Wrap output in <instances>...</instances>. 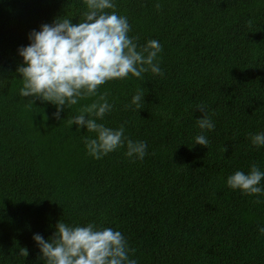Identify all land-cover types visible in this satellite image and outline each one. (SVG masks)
I'll return each instance as SVG.
<instances>
[{"label":"trees","instance_id":"1","mask_svg":"<svg viewBox=\"0 0 264 264\" xmlns=\"http://www.w3.org/2000/svg\"><path fill=\"white\" fill-rule=\"evenodd\" d=\"M115 2L139 46H163V75L110 80L56 119L51 102L19 95L18 48L57 17L80 22L86 4L0 0V264H46L33 234L52 238L60 220L121 231L138 264H264V195L226 183L254 163L264 171L248 135L264 131V0ZM103 93L113 109L98 122L146 141L143 160L126 148L95 159L84 137L96 133L70 125ZM200 104L215 123L208 147L194 144Z\"/></svg>","mask_w":264,"mask_h":264},{"label":"clouds","instance_id":"2","mask_svg":"<svg viewBox=\"0 0 264 264\" xmlns=\"http://www.w3.org/2000/svg\"><path fill=\"white\" fill-rule=\"evenodd\" d=\"M87 10L83 20L73 24L72 18L57 17L52 23L42 24L28 36L30 43L18 48L22 63L16 71L22 79L19 95L51 102L56 106L53 116L61 119L65 106L76 105L84 97L96 96L101 85L110 80L140 78L149 70L163 75L157 61L163 46L158 40L147 41L143 46L137 38L129 35L131 25L126 16L118 14L115 0H84ZM112 9L113 11H106ZM251 25L252 21H248ZM144 94L138 91L132 96L131 105L141 108ZM203 113L196 122L201 129L194 144L208 147L210 141L204 134L213 131L215 123L207 115L203 104L197 106ZM113 109L107 94L81 108L70 125L77 130L86 128L96 133L95 138L84 137L87 153L101 159L110 152L126 148L125 155L133 160H143L148 154V144L143 140H133L126 135L123 124L111 128L98 120H103ZM95 117V118H93ZM251 144L264 147V131L249 133ZM226 151V150H225ZM264 171L258 164H252L249 172L237 170L227 177V185L239 189L242 194L264 195ZM259 231L264 234V227ZM33 240L40 249V258L46 264H138L130 258L135 249L129 247L124 234L111 227H99L94 222L86 225L57 222L52 238L46 240L40 233L33 234ZM19 255L28 256L26 247L19 249Z\"/></svg>","mask_w":264,"mask_h":264}]
</instances>
